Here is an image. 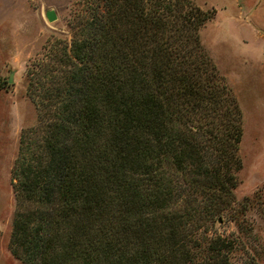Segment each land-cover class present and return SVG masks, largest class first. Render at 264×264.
<instances>
[{"label": "trees", "instance_id": "16d2710c", "mask_svg": "<svg viewBox=\"0 0 264 264\" xmlns=\"http://www.w3.org/2000/svg\"><path fill=\"white\" fill-rule=\"evenodd\" d=\"M25 68L35 109L9 169L24 264H226L190 234L235 202L241 109L192 0H76ZM237 205V207H236ZM239 207V208H238Z\"/></svg>", "mask_w": 264, "mask_h": 264}, {"label": "rangeland", "instance_id": "374dc122", "mask_svg": "<svg viewBox=\"0 0 264 264\" xmlns=\"http://www.w3.org/2000/svg\"><path fill=\"white\" fill-rule=\"evenodd\" d=\"M192 1L215 9L199 34L241 109V166L233 194L235 202L246 198L243 212H224L209 228L194 229L192 250L217 239L221 252L230 247L226 264H264V0ZM75 2L0 0V264H24L7 245L14 211L9 169L21 128L36 116L25 92V68L46 40L57 34L68 39ZM48 8L56 14L50 21L44 16Z\"/></svg>", "mask_w": 264, "mask_h": 264}, {"label": "water", "instance_id": "95a60500", "mask_svg": "<svg viewBox=\"0 0 264 264\" xmlns=\"http://www.w3.org/2000/svg\"><path fill=\"white\" fill-rule=\"evenodd\" d=\"M44 16L47 20H53L56 17L55 11L52 8L44 10Z\"/></svg>", "mask_w": 264, "mask_h": 264}]
</instances>
